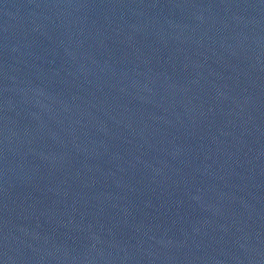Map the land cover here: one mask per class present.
I'll use <instances>...</instances> for the list:
<instances>
[{"label": "water", "instance_id": "water-1", "mask_svg": "<svg viewBox=\"0 0 264 264\" xmlns=\"http://www.w3.org/2000/svg\"><path fill=\"white\" fill-rule=\"evenodd\" d=\"M0 264H264V0H0Z\"/></svg>", "mask_w": 264, "mask_h": 264}]
</instances>
